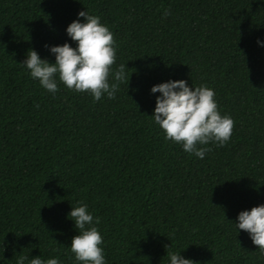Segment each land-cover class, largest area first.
Listing matches in <instances>:
<instances>
[{
  "label": "trees",
  "instance_id": "trees-1",
  "mask_svg": "<svg viewBox=\"0 0 264 264\" xmlns=\"http://www.w3.org/2000/svg\"><path fill=\"white\" fill-rule=\"evenodd\" d=\"M85 9L113 33L112 68L126 62L129 82L113 99L59 82L53 95L19 63L30 48L54 62L46 44L74 47L65 29ZM258 38L264 0H0V264L22 254L73 264L66 214L77 202L100 219L107 264H167L168 251L194 264H264L232 222L264 203ZM169 78L211 87L234 121L203 159L151 120L150 87Z\"/></svg>",
  "mask_w": 264,
  "mask_h": 264
},
{
  "label": "clouds",
  "instance_id": "clouds-1",
  "mask_svg": "<svg viewBox=\"0 0 264 264\" xmlns=\"http://www.w3.org/2000/svg\"><path fill=\"white\" fill-rule=\"evenodd\" d=\"M167 14L165 10L164 15ZM77 17L65 29L75 42L74 47L67 41L46 44L55 57L54 62L41 58L30 48L19 63L32 79L38 80L43 90L53 95L58 91L59 82L75 93L89 94L93 101H99L102 96L113 99L119 85L129 82L126 62L112 68L116 61L115 40L99 16L85 9L78 11ZM257 44L264 47V40L258 38ZM149 91L159 93L150 115L152 122L163 131L165 140L179 144L183 151L203 159L211 151L205 146L211 143L222 147L231 139L234 121L231 116L221 114L211 87L193 83L189 86L184 79L169 78L153 84ZM66 216L76 229L68 245L73 264H107L103 237L96 227L99 217L94 218L88 205L80 202L71 205ZM232 222L236 232L244 230L264 256V203L239 211ZM166 255L167 264H194L191 258L182 256L181 251H168ZM15 264H61V261L56 257L44 259L40 255L22 254L16 257Z\"/></svg>",
  "mask_w": 264,
  "mask_h": 264
}]
</instances>
